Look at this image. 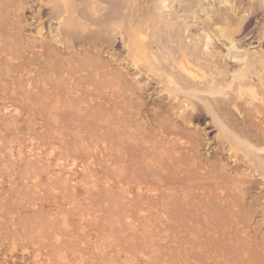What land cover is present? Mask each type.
<instances>
[{
    "label": "rangeland",
    "instance_id": "374dc122",
    "mask_svg": "<svg viewBox=\"0 0 264 264\" xmlns=\"http://www.w3.org/2000/svg\"><path fill=\"white\" fill-rule=\"evenodd\" d=\"M220 1L93 43L56 0H0V264H264V0ZM215 27L248 58L206 51Z\"/></svg>",
    "mask_w": 264,
    "mask_h": 264
},
{
    "label": "bare ground",
    "instance_id": "6f19581e",
    "mask_svg": "<svg viewBox=\"0 0 264 264\" xmlns=\"http://www.w3.org/2000/svg\"><path fill=\"white\" fill-rule=\"evenodd\" d=\"M8 1V0H7ZM42 1V0H41ZM64 3L63 1H65L66 3H64L63 7H65L63 10H60V7L58 6V3ZM79 1L80 3L82 2V4L84 5V9H82L81 11H78V12H74V9L73 7L76 8L75 4L76 2ZM108 1V0H106ZM124 1V3L122 4V7L120 8V10L122 9L123 12L122 13H119L117 12V7H115V3L111 2V1H108L110 6H109V11L111 12V15L109 17V19L106 18V14H101L99 11L100 9H102V5L100 3V0H56V2H53L52 4V8L51 9L52 11L54 10L55 14L58 16H54L57 20V23H59V29L62 28L64 29L63 25L65 24H74V23H77L76 25H78L77 28H83L86 24V22H88L89 24H93L95 26H97L98 28L97 29H94V30H91L89 32H87V34L85 35H80L77 40L78 42H86L87 40H91L93 43V39L94 40H101L103 38V35H100L98 36L99 33H101V26L105 23H107L109 20H114L115 23H118L119 25H121V29L122 27L125 28V31L124 33L127 31V33H133L134 35H139V38H140V34L142 35H149V37L151 36V38L156 35L157 31L155 30H152L150 29L151 27L155 26L153 20L154 19H157V20H160V19H163L162 18H159V12L158 10L160 11V9L158 7V4L160 1H163L164 0H122ZM172 1V0H171ZM220 1V0H219ZM44 2V1H43ZM46 2V1H45ZM169 2V1H168ZM48 3H49V0H48ZM161 3V4H162ZM9 4V3H8ZM220 4H223V6L225 7L224 8V12L226 14L228 13H231L233 12L235 9L231 6L228 5L227 2H223V1H220ZM49 5V4H48ZM45 4V6H48ZM77 5V4H76ZM160 5V4H159ZM164 5V4H163ZM162 5V6H163ZM169 5V3L167 4ZM197 5L201 8V5H200V0H197ZM233 6V5H232ZM108 7V6H107ZM50 9V6L48 7ZM79 8V6L77 7ZM80 9V8H79ZM78 9V10H79ZM105 9V7H104ZM163 9V7H162ZM62 11H64L65 13V16L63 15ZM102 11V10H101ZM168 15H170L169 17V22L171 21V15H172V12H171V9L168 10ZM203 11V10H202ZM51 12V11H50ZM76 13V15H75ZM211 15L213 16V9L211 11ZM54 14V13H53ZM67 14H70L71 16L67 15ZM161 14V12H160ZM63 15V16H62ZM211 15H208L206 16V21H205V24L209 25V24H213V17H211ZM60 16H62L60 18ZM173 16V15H172ZM148 17V18H147ZM81 18L82 20L84 19V21H81ZM150 20H147L149 19ZM80 19V21H79ZM166 19H167V16H166ZM147 21V22H146ZM168 21V20H167ZM158 22V21H157ZM161 22V20H160ZM163 22V21H162ZM172 22V21H171ZM159 23V22H158ZM108 24V23H107ZM114 23H112L113 25ZM202 24H204V22H202ZM75 25V26H76ZM84 25V26H83ZM157 25V24H156ZM67 29L66 30H69L71 29L68 25H66ZM73 25V27H75ZM89 26V25H87ZM172 26V25H171ZM104 28V26H102ZM169 27V26H168ZM61 28V29H62ZM69 28V29H68ZM102 28V29H103ZM118 28V27H117ZM116 28V29H117ZM159 28V27H158ZM173 28V27H172ZM217 28V32L220 31V34L218 33H204V49L206 51H209L210 48H213V43L214 41L216 40L217 42H221V45H224L223 41H225V43H228V46L226 47V50L228 51V53H230L232 55V60L235 61V62H241L243 61L244 59L246 60L248 58V56L246 55L247 53H243V51H240L237 46L235 45L233 39L231 38V35H224L222 32H224L222 29L219 30V27H215ZM106 29V28H105ZM111 30L113 29L112 27L110 28ZM64 30V31H66ZM73 30V29H71ZM76 30V28H75ZM78 30V29H77ZM159 30V29H157ZM222 30V31H221ZM234 30V29H233ZM105 31V30H104ZM161 31V30H160ZM170 31V30H169ZM62 32V31H61ZM69 32V31H68ZM117 32V31H115ZM236 32V31H235ZM63 33V32H62ZM61 33V35H62ZM65 34V33H64ZM59 34V38L61 36ZM67 35V34H66ZM121 36V35H120ZM143 38H146L144 37ZM142 38V36H141ZM121 39H124V38H121ZM86 40V41H85ZM140 40V39H139ZM124 41V40H123ZM141 41V40H140ZM90 42V41H88ZM143 42V41H141ZM124 43V42H123ZM145 43V42H144ZM141 44V43H140ZM45 45V43H44ZM146 45V44H145ZM38 46V45H37ZM43 46V45H42ZM46 47V46H45ZM125 47L129 48L128 45H125ZM142 47V46H140ZM139 47V49H140ZM146 47V46H145ZM138 48V47H136ZM147 49V48H145ZM146 51V50H145ZM42 52V51H41ZM137 52H139V50H137ZM144 53V52H143ZM215 55L216 56H221L219 53L215 52ZM44 56V55H43ZM133 58V57H132ZM133 60V59H132ZM135 62V61H134ZM243 65V64H242ZM249 64V62H245L244 64V68H246ZM243 68V67H242ZM243 68V69H244ZM239 69L235 72H232V74L229 76V79H230V82L232 84V81L234 80H237V81H242L244 78H246V72H245V69ZM248 72V71H247ZM154 73V72H153ZM157 73V72H156ZM182 77L184 74H180ZM186 75L191 77V73L190 72H186ZM228 82V81H227ZM227 85V84H226ZM170 86V85H169ZM229 86V85H228ZM228 86H225L226 88ZM165 88V87H164ZM226 88L223 87H218V88H210L208 90V93L211 95V94H215V93H220V92H224L226 90ZM172 90V89H171ZM174 90V88H173ZM181 90V89H180ZM182 91V90H181ZM237 91V90H236ZM255 89L254 88H249L247 89V92L249 94V92H254L255 93ZM238 92L241 93L240 91V87L238 88ZM192 94V93H191ZM171 95V94H170ZM195 96V95H194ZM255 99V98H254ZM208 105V104H207ZM185 106V105H184ZM183 106V107H184ZM210 107V106H209ZM211 110V108H209ZM211 112V111H210ZM219 122V121H218ZM215 126V125H214ZM219 126L221 127V125L219 124ZM222 132V131H221ZM230 132V131H229ZM231 134V133H229ZM223 135V134H222ZM233 135V134H232ZM226 138V137H225ZM237 138V137H236ZM243 141V140H242ZM243 144V142H242ZM236 145V144H235ZM238 145V144H237ZM245 146V144H243ZM242 146V145H241ZM236 147V146H235ZM250 148V147H248ZM239 149V148H238ZM245 150V149H244ZM257 151V150H256ZM257 152H260V151H257ZM260 159V158H259ZM263 163V162H262ZM259 164V163H258ZM257 168V167H256ZM203 180V179H202ZM200 180V181H202ZM212 180V179H211ZM209 181V180H207ZM205 183V181H204ZM213 183V181H212ZM203 186V185H202ZM201 203V202H200ZM202 206V205H201ZM203 207V206H202ZM201 209V208H200ZM203 209V208H202ZM208 211V210H207ZM212 211V210H211ZM207 213V212H205ZM204 213V214H205ZM206 215V214H205ZM213 215V214H212ZM201 216V214H200ZM200 220V219H199ZM200 231V230H199ZM201 237V236H199ZM199 239V238H198Z\"/></svg>",
    "mask_w": 264,
    "mask_h": 264
},
{
    "label": "flooded vegetation",
    "instance_id": "af4514ba",
    "mask_svg": "<svg viewBox=\"0 0 264 264\" xmlns=\"http://www.w3.org/2000/svg\"><path fill=\"white\" fill-rule=\"evenodd\" d=\"M252 37V35H247V36H245V40H249L250 38ZM256 42V40H254V39H251V42Z\"/></svg>",
    "mask_w": 264,
    "mask_h": 264
}]
</instances>
